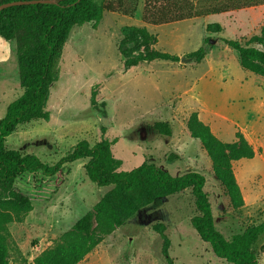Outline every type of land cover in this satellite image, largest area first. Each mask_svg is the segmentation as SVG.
<instances>
[{
    "label": "rangeland",
    "instance_id": "1",
    "mask_svg": "<svg viewBox=\"0 0 264 264\" xmlns=\"http://www.w3.org/2000/svg\"><path fill=\"white\" fill-rule=\"evenodd\" d=\"M185 1L201 15L145 24L141 21L144 0H136L132 15L104 12L95 26L73 25L62 49L58 79L46 100L49 118L18 125L5 143L52 164L78 141L93 144L105 136L112 141L113 156L121 161L120 170L145 161L173 175L198 171L205 177L215 228L229 239L264 220V77L243 69L238 54L222 38L243 42L257 33L264 23V0ZM226 4L245 6L203 14ZM210 22H219L222 30L207 32ZM128 25L145 26L157 38L155 49L179 59H155L125 68L118 45L122 28ZM201 45L206 53L195 61L188 54ZM15 46L14 39L0 36V118L22 92ZM191 111L221 140L232 141L239 130L253 146L252 158H240L232 165L242 206L230 205L199 140L189 135L186 119ZM155 121H167L170 135L156 133ZM85 162L82 158L65 163L52 176L37 171L15 178L11 189L26 196L32 209L21 221L6 224L9 264H33L34 257L53 245L111 187L90 181ZM6 195L0 189V196ZM195 214L189 189L162 198L111 230L77 264H231L216 257L200 239L191 224ZM157 226L169 239L170 263L163 256ZM255 252L257 264H264V233Z\"/></svg>",
    "mask_w": 264,
    "mask_h": 264
},
{
    "label": "trees",
    "instance_id": "2",
    "mask_svg": "<svg viewBox=\"0 0 264 264\" xmlns=\"http://www.w3.org/2000/svg\"><path fill=\"white\" fill-rule=\"evenodd\" d=\"M17 0H0L4 2ZM136 0H52L48 3H29L7 6L0 9V36L5 40L14 39L18 82L21 94L6 106L0 118V189L7 192L0 196V264H9L7 258L6 224L21 221L32 209L30 200L14 192L12 184L23 173L40 171L52 176L60 172L63 164L85 158L84 172L97 186H111L99 200L64 231L58 240L42 250L33 259V264H77L111 230L123 225L138 211L155 204L162 198L189 189L196 214L191 224L200 239L209 244L212 253L231 264H257L255 244L264 233V220L251 224L243 231L225 238L214 225L211 204L204 190L205 177L198 171H187L173 175L156 164L142 162L129 169L120 170V159L112 154V141L101 136L90 144L78 141L70 151L56 162H43L34 153H23L6 146L5 140L18 125L35 119L47 120L46 110L51 84L58 79L59 60L73 25L92 22L95 26L104 12H119L132 15ZM242 4H226L206 10L203 14L226 12L242 8ZM201 12L185 0H144L141 21L150 25H161L180 21ZM210 33L222 30L219 22L205 26ZM123 37L118 48L124 56V67L129 68L155 59L177 61L179 57L155 49L157 38L145 26L128 25L122 28ZM223 43L238 54L240 66L264 77V23L257 33L243 42L236 38H222ZM206 53L204 45L188 54L195 61ZM92 105L95 99L91 98ZM189 135L199 140L211 161L212 172L220 183L233 208L243 204L240 187L233 172V162L240 158H252L253 146L242 132L237 130L232 141L217 137L210 126L203 122L196 111H191L186 119ZM104 130V127H102ZM153 129L160 135H170L167 121H155ZM163 256H168L169 239L162 233Z\"/></svg>",
    "mask_w": 264,
    "mask_h": 264
},
{
    "label": "water",
    "instance_id": "3",
    "mask_svg": "<svg viewBox=\"0 0 264 264\" xmlns=\"http://www.w3.org/2000/svg\"><path fill=\"white\" fill-rule=\"evenodd\" d=\"M52 0H17V1H10V2H4L0 4V9L5 8L7 6H11V5H17V4H29V3H48ZM101 123L103 125H107V120L105 118L101 119Z\"/></svg>",
    "mask_w": 264,
    "mask_h": 264
}]
</instances>
